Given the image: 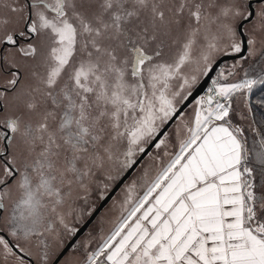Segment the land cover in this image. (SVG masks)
Returning a JSON list of instances; mask_svg holds the SVG:
<instances>
[{
    "label": "snow or ice",
    "instance_id": "obj_1",
    "mask_svg": "<svg viewBox=\"0 0 264 264\" xmlns=\"http://www.w3.org/2000/svg\"><path fill=\"white\" fill-rule=\"evenodd\" d=\"M0 264H264V0H0Z\"/></svg>",
    "mask_w": 264,
    "mask_h": 264
}]
</instances>
